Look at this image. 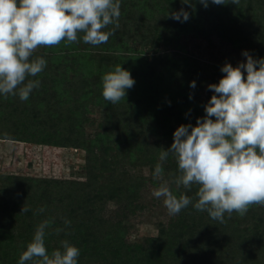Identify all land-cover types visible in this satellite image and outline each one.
<instances>
[{
	"label": "trees",
	"instance_id": "1",
	"mask_svg": "<svg viewBox=\"0 0 264 264\" xmlns=\"http://www.w3.org/2000/svg\"><path fill=\"white\" fill-rule=\"evenodd\" d=\"M184 8L186 22L167 14ZM120 27L107 43L40 48L47 65L27 101L0 96V138L84 152L82 177L0 173V264H17L36 225L48 218L51 252L67 239L80 249L78 264H264V207L225 223L191 205L159 224L156 235L130 238L132 219L144 208L142 190L182 124H196L214 94L222 66L207 72L178 44L189 33L217 37L254 59L264 58V0H239L205 8L199 0H121ZM111 27V26H110ZM164 46V47H163ZM120 64L135 85L112 105L102 96L103 74ZM195 81L196 87H190ZM191 95V99L189 98ZM101 113L90 138L91 109ZM165 178L176 172L170 155ZM172 189L195 196L197 190ZM27 207V212L22 208ZM45 207V212L37 210ZM71 221L70 227L64 219ZM56 228H63L59 235Z\"/></svg>",
	"mask_w": 264,
	"mask_h": 264
},
{
	"label": "clouds",
	"instance_id": "2",
	"mask_svg": "<svg viewBox=\"0 0 264 264\" xmlns=\"http://www.w3.org/2000/svg\"><path fill=\"white\" fill-rule=\"evenodd\" d=\"M199 2L206 8L209 0ZM181 3L190 5V0ZM211 3L224 5L229 0ZM120 9L121 0H0V96L27 101L40 87L34 78L47 65L43 56L35 55L40 48L81 40L92 46L107 43L120 27ZM167 15L181 23L190 17L184 8ZM242 54L246 61L236 67L225 63L219 82L208 85L214 94L204 105L205 115L194 126L177 127L171 146L160 148L152 172L159 186L152 196L162 199L169 216L191 205L225 223V215L243 217L254 206L264 207V58L254 59L248 51ZM101 81L103 99L112 105L124 100L135 85L130 71L120 64L103 74ZM190 87H196L195 81ZM170 155L177 170L165 179L163 165ZM173 184L187 191L196 186L195 196L177 195ZM37 212H45V207ZM63 222L70 227V220ZM53 224L54 219L48 218L36 225L17 264H78L80 249L67 239L49 252L46 236ZM62 231L55 229L57 235Z\"/></svg>",
	"mask_w": 264,
	"mask_h": 264
},
{
	"label": "rangeland",
	"instance_id": "3",
	"mask_svg": "<svg viewBox=\"0 0 264 264\" xmlns=\"http://www.w3.org/2000/svg\"><path fill=\"white\" fill-rule=\"evenodd\" d=\"M178 48L198 57L205 71L210 73L216 71L217 66H223L225 63L236 67L240 62L246 61L242 49L217 37L212 41H206L201 36L189 33L182 37ZM100 119L101 113L92 107L86 126L90 138L98 129ZM83 165L84 152L80 149L0 138V173L60 178L82 177ZM142 172L150 177V180L142 190L144 208L132 219L130 238L133 240L156 235L159 232V224L167 223L173 217L168 215L162 199L152 196V191L159 186V181L153 179L148 168H144Z\"/></svg>",
	"mask_w": 264,
	"mask_h": 264
}]
</instances>
